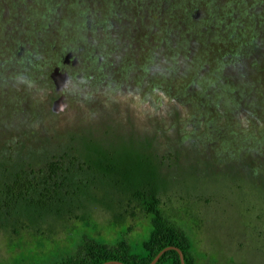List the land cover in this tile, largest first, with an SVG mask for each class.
<instances>
[{"label": "rangeland", "instance_id": "374dc122", "mask_svg": "<svg viewBox=\"0 0 264 264\" xmlns=\"http://www.w3.org/2000/svg\"><path fill=\"white\" fill-rule=\"evenodd\" d=\"M101 146L153 156L199 264H264V0H0V163ZM99 180L87 193L110 198ZM88 203L45 235L0 225V262L41 264L92 231L149 235L136 203Z\"/></svg>", "mask_w": 264, "mask_h": 264}, {"label": "trees", "instance_id": "16d2710c", "mask_svg": "<svg viewBox=\"0 0 264 264\" xmlns=\"http://www.w3.org/2000/svg\"><path fill=\"white\" fill-rule=\"evenodd\" d=\"M85 158L81 162L66 153L38 169L32 165L6 167L0 163V225L15 233L29 230L36 237L51 229L60 230L58 224L63 221L84 219L89 200L97 205L107 204L105 198L111 202L117 199L119 203H136L150 218V233L139 246L124 233L109 241L92 231L84 236L75 252L54 256L41 264H103L111 260L149 264L171 245L182 249L186 264H199L188 230L161 208L163 180L152 155L142 150L119 157L117 152H107L101 146ZM99 178L102 187L103 183L111 187L110 198L105 192L101 197L87 193L99 189L91 184ZM84 224L89 226L86 221ZM39 247L43 250L44 246ZM156 264H181L180 255L169 250Z\"/></svg>", "mask_w": 264, "mask_h": 264}, {"label": "water", "instance_id": "95a60500", "mask_svg": "<svg viewBox=\"0 0 264 264\" xmlns=\"http://www.w3.org/2000/svg\"><path fill=\"white\" fill-rule=\"evenodd\" d=\"M59 73H58V69H56V72L53 74V77H54V79L56 80V75H58ZM59 76H60V78H61V86H62V83H63V81H67V79H68V76L66 75V74H64V75H60L59 74ZM63 80V81H62ZM61 87H60V85L58 86V89H60ZM63 100V98L61 97L58 101V103H61L60 101H62ZM57 104V103H56ZM54 109L55 110H57L55 107H54ZM169 250H176L178 253H179V255H180V260H181V264H186V260H185V255H184V252L182 251V249L181 248H179L178 246H175V245H171V246H167V247H165L164 249H162L155 257H154V259L149 263V264H156L159 260H160V258L162 257V255L164 254V253H166L167 251H169ZM103 264H127V263H124V262H122V261H119V260H111V261H107V262H104Z\"/></svg>", "mask_w": 264, "mask_h": 264}, {"label": "flooded vegetation", "instance_id": "af4514ba", "mask_svg": "<svg viewBox=\"0 0 264 264\" xmlns=\"http://www.w3.org/2000/svg\"><path fill=\"white\" fill-rule=\"evenodd\" d=\"M66 61L69 62V59L67 58ZM56 82H57L58 86L60 85V87H61V78H60L59 74L56 75ZM58 102H59V101H56L55 104L58 103ZM60 102H61V101H60ZM56 105H57V104H56Z\"/></svg>", "mask_w": 264, "mask_h": 264}]
</instances>
